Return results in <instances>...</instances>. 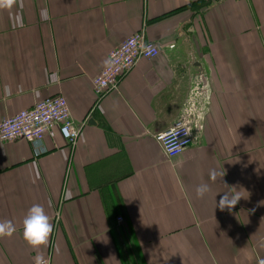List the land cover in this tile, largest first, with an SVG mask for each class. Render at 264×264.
I'll return each instance as SVG.
<instances>
[{"label": "crops", "instance_id": "obj_1", "mask_svg": "<svg viewBox=\"0 0 264 264\" xmlns=\"http://www.w3.org/2000/svg\"><path fill=\"white\" fill-rule=\"evenodd\" d=\"M139 30L160 52L96 99L90 81ZM54 95L79 128L73 146L57 126L39 154L0 141V220L17 228L0 264H34L38 251L50 264H264V0L0 8V121ZM191 105L202 127L167 158L153 135ZM224 193L240 197L231 211L216 207ZM36 203L54 225L39 250L22 235Z\"/></svg>", "mask_w": 264, "mask_h": 264}, {"label": "built area", "instance_id": "obj_2", "mask_svg": "<svg viewBox=\"0 0 264 264\" xmlns=\"http://www.w3.org/2000/svg\"><path fill=\"white\" fill-rule=\"evenodd\" d=\"M160 48L148 41L143 30H139L119 41L108 53L107 63L92 78V90L96 99L116 88L120 77L141 59L158 55ZM68 104L62 95L44 97L31 107L17 111L0 121V141L15 139L26 140L36 154L44 152L43 136L53 126L70 146H73L79 134V128L71 118ZM200 115L194 113L193 106L184 108L178 120L171 127L156 132L153 138L159 143L167 158L178 155L185 147L194 143L195 133L202 124ZM117 220H121L118 217ZM50 262L49 257H45Z\"/></svg>", "mask_w": 264, "mask_h": 264}, {"label": "clouds", "instance_id": "obj_3", "mask_svg": "<svg viewBox=\"0 0 264 264\" xmlns=\"http://www.w3.org/2000/svg\"><path fill=\"white\" fill-rule=\"evenodd\" d=\"M16 0H0V8L10 7ZM212 180H216V174H210ZM210 192V186L207 183H201L196 186L195 193L198 198H204ZM240 197H233L228 193H224L216 207L221 211L231 209L238 203ZM22 235L26 244L33 250H39L46 247L54 225L45 207L42 204H33L22 220ZM17 231L16 225L11 220H0V239L11 238ZM34 264H50L42 253L38 251L34 257Z\"/></svg>", "mask_w": 264, "mask_h": 264}]
</instances>
